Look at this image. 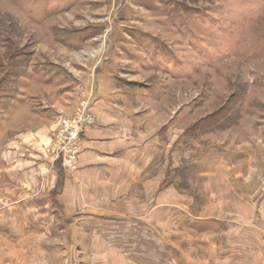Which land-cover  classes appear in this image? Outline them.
I'll return each mask as SVG.
<instances>
[{"label":"rangeland","instance_id":"obj_1","mask_svg":"<svg viewBox=\"0 0 264 264\" xmlns=\"http://www.w3.org/2000/svg\"><path fill=\"white\" fill-rule=\"evenodd\" d=\"M103 92L136 135L158 126L154 197L208 217L204 237L188 217L161 224L144 263L264 264V248L250 263L231 252L243 232H264V0H0V171L71 167L78 139L57 143L61 119L95 120Z\"/></svg>","mask_w":264,"mask_h":264},{"label":"crops","instance_id":"obj_2","mask_svg":"<svg viewBox=\"0 0 264 264\" xmlns=\"http://www.w3.org/2000/svg\"><path fill=\"white\" fill-rule=\"evenodd\" d=\"M103 93L94 123L78 138L71 167L23 165L0 171V194L7 195L2 206L0 199V264H145L144 253H154L145 238H160L161 224L176 229L185 217L190 233L210 235L208 217L189 216L182 211L186 203L181 208L175 196L154 197L161 147L158 136L148 134L159 130L157 124L136 135L132 118L117 111L110 93ZM52 107L46 114L53 119L58 111ZM62 168L66 182L60 192ZM138 191L136 209L129 196ZM113 202H125V207L118 209ZM230 229H216V237ZM1 241L8 243L3 247ZM231 246L232 253L249 255L250 263L256 249L264 248V232H243Z\"/></svg>","mask_w":264,"mask_h":264},{"label":"built area","instance_id":"obj_3","mask_svg":"<svg viewBox=\"0 0 264 264\" xmlns=\"http://www.w3.org/2000/svg\"><path fill=\"white\" fill-rule=\"evenodd\" d=\"M94 119L91 112L86 113L84 110L77 114L76 117L61 119L62 129L57 135V143L59 141L63 144V148L68 146L70 143H74L82 133L83 127L93 123ZM59 150V146H57ZM73 150L68 153V156H73Z\"/></svg>","mask_w":264,"mask_h":264}]
</instances>
